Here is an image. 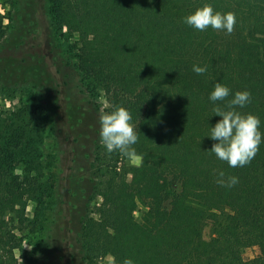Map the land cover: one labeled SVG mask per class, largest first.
Listing matches in <instances>:
<instances>
[{
	"label": "trees",
	"instance_id": "16d2710c",
	"mask_svg": "<svg viewBox=\"0 0 264 264\" xmlns=\"http://www.w3.org/2000/svg\"><path fill=\"white\" fill-rule=\"evenodd\" d=\"M10 1L0 11V95L17 101L24 126L0 133V264H18L28 239V264H264V143L249 164L230 168L205 137L221 119L208 100L216 82L251 93L238 111L258 116L264 132V0H0V9ZM206 3L235 14L233 32L184 23ZM194 64L207 72L197 75ZM70 77L96 111L130 112L139 166L119 171L100 136L92 148L89 136L100 129L93 116L71 124ZM49 123L57 138L75 136L66 185L57 168L47 182L37 172ZM79 157L91 173L76 194ZM220 171L238 183L221 186ZM250 248L259 253L246 259Z\"/></svg>",
	"mask_w": 264,
	"mask_h": 264
},
{
	"label": "clouds",
	"instance_id": "9594fccd",
	"mask_svg": "<svg viewBox=\"0 0 264 264\" xmlns=\"http://www.w3.org/2000/svg\"><path fill=\"white\" fill-rule=\"evenodd\" d=\"M183 21L198 31H205L211 27L213 30L230 34L234 30L236 17L232 12L216 11L211 4L206 3L185 16ZM192 71L197 75H203L207 72V66L194 64ZM230 96L231 99H227ZM208 100L215 105L213 116L221 118L214 126L211 125L209 133L205 136L214 141L208 151L214 153L217 159L226 162L230 168L246 166L259 151L260 145L264 143L260 118L250 112L238 111L251 103V93L245 90L232 94L228 86L216 82L208 95ZM217 101L224 103L216 104ZM131 120L130 112L123 106H116L110 112L101 110L100 143L108 153L119 151L129 158L136 156L132 146L137 143L138 135ZM216 182L221 186L233 187L238 183V177L225 178V173L220 171ZM123 264H133V261L126 258Z\"/></svg>",
	"mask_w": 264,
	"mask_h": 264
},
{
	"label": "rangeland",
	"instance_id": "374dc122",
	"mask_svg": "<svg viewBox=\"0 0 264 264\" xmlns=\"http://www.w3.org/2000/svg\"><path fill=\"white\" fill-rule=\"evenodd\" d=\"M12 2L10 1L9 4H6V11L1 10L2 14H7V11L11 10ZM11 14L14 15V9H12ZM6 23L8 21L6 20ZM100 57L102 59H106L108 57L107 51H102L100 52ZM63 66L66 67L65 63H63ZM67 74L70 76L74 74V72L70 68H64L63 69ZM70 81L68 80L67 83H70L69 87H72L70 89L68 87V94L67 98L65 99V111L68 115V120L71 122L72 125H78L80 121L87 119L91 116L94 117L92 118V121L95 123V127L93 129H96L99 127V116H100V111H96L94 107L90 106L88 104L87 99H85V96H82L80 92L75 88L76 86V80L73 77H70ZM74 87V88H73ZM14 111H17V101L9 100L6 98H3V96L0 95V133L6 138L14 134V132L20 127L24 126V123L20 121V118L16 117L14 115ZM85 121V120H84ZM51 126V123L48 124L47 130L45 131L43 135V142L44 144L41 146V153L42 156L39 158V161L41 162L38 167V175L41 178L43 182L48 181V177L50 175V170L52 171V175L54 176V172L57 171L58 174L57 176H61V179H64L63 185L68 184L69 179H68V174L69 171L71 170V167H73L71 162L72 158V153L71 150H73L71 147L74 142H73V135H70L67 137V140L65 141L62 137L57 138L56 133L53 131H50L49 128ZM93 127V126H92ZM87 130L84 132L85 134L89 131L90 133L93 131V129H88L84 128ZM94 134V133H93ZM92 134V135H93ZM95 137L89 136V140H91L90 144L92 145V148L94 146V142L99 138V135H93ZM88 140V139H87ZM61 146V148H60ZM64 150L68 155L67 159V171L63 174L60 175V170L64 168V165L62 162L65 160L64 156ZM102 154L107 155V159H113L114 164H117L119 167V171H124L128 170L130 171L132 168L139 166L141 163V158L138 156H135L134 158H129L124 155H122L119 151H114L112 153H108L104 147H102L101 150ZM70 159V160H69ZM80 160H78L79 166L75 167L76 171L74 173V177H72V189L76 194H78L79 189L84 186V182L88 183L89 175H90V170H89V159L87 158H81L79 157ZM50 165V166H49ZM56 171V172H57ZM64 177V178H62ZM129 176V180H130ZM180 184L175 183L174 184V189L176 191H180ZM103 204V200L101 198H98L96 200V205L101 206ZM35 207L36 204L34 202H30L27 210V216L31 219H33L35 216ZM140 209L137 211L136 216L140 217L141 214L144 212L145 208L144 206L139 207ZM41 214V213H40ZM51 214L50 211H45L43 212L42 216H46L45 219H42L41 222L43 226L46 227L48 224L47 220H49ZM211 236V229L210 227H207L205 230V237L208 239ZM34 240L28 239L25 241L22 247H20L17 252H18V264H28L27 259L24 256L28 257H33V252L34 249L33 246ZM259 253L257 248H250L245 250L243 253L246 259H253L256 257ZM75 260V259H74ZM108 261H110V258L104 259L100 264H108ZM76 264H79V260L76 259L75 261Z\"/></svg>",
	"mask_w": 264,
	"mask_h": 264
}]
</instances>
